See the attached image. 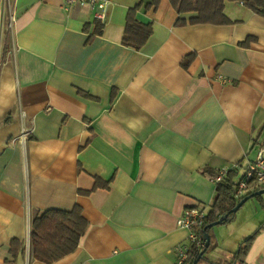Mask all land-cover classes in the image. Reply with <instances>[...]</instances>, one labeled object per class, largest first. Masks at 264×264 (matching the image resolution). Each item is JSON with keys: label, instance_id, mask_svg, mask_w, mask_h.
Instances as JSON below:
<instances>
[{"label": "crops", "instance_id": "crops-1", "mask_svg": "<svg viewBox=\"0 0 264 264\" xmlns=\"http://www.w3.org/2000/svg\"><path fill=\"white\" fill-rule=\"evenodd\" d=\"M244 1H224L229 23L191 24L169 0H111L103 25L89 6L0 0V264H177V218L207 212L211 176L264 149V15ZM132 8L152 29L139 50L121 43ZM76 204L75 250L32 258L33 216ZM260 214L223 229L231 245L212 229L198 264H264V229L233 259Z\"/></svg>", "mask_w": 264, "mask_h": 264}, {"label": "trees", "instance_id": "trees-1", "mask_svg": "<svg viewBox=\"0 0 264 264\" xmlns=\"http://www.w3.org/2000/svg\"><path fill=\"white\" fill-rule=\"evenodd\" d=\"M169 1L173 4V7L178 13L188 11L197 12L196 17L189 19L191 24H225L230 22L223 14L225 0ZM158 2L159 0H152L149 6L155 7ZM244 2L256 12L264 15V0H246ZM124 20L125 27L124 32H122L123 36L121 43L136 50L141 49L142 45L146 43L151 35V25L139 22L135 18V8L128 10L126 19ZM177 21V23L184 22L182 20ZM97 31H101L100 26H98ZM217 173L218 172L214 173L211 178L214 179L217 176ZM235 174H237L236 170L230 169L223 177L222 181L215 184L216 196L214 202L206 213L205 221L201 228V233H208L210 244L205 249H198L191 246L185 264H191L193 259L197 257L200 252H202L201 259L205 258L204 254L211 248V232L213 229V227H208V225L216 221H219L218 224L220 225L223 223H230L234 219V214L236 212L232 211L233 207L244 196L252 193L247 192L239 199L233 197ZM99 182L100 180L98 181V179H96L94 188L97 187V183ZM262 188H264V186L259 187V189ZM254 197L259 199L261 206L264 209V202L261 200V195H256ZM87 226V221L82 216L81 209L77 204L69 211L51 209L37 213L33 216L31 221L29 249L31 250V257L44 263H52L63 258L75 250L79 244L81 236L86 231ZM262 229H264V221L252 234L239 243L238 249L234 253V260H242L243 255L246 254L252 242L251 240H253ZM21 248L22 243L18 239H13L11 241L10 249L12 252L18 251ZM227 264H232V262Z\"/></svg>", "mask_w": 264, "mask_h": 264}, {"label": "built area", "instance_id": "built-area-1", "mask_svg": "<svg viewBox=\"0 0 264 264\" xmlns=\"http://www.w3.org/2000/svg\"><path fill=\"white\" fill-rule=\"evenodd\" d=\"M65 8L71 5L89 6L93 8V18L100 24H105L108 14V6H110L111 0H64ZM218 79L222 83H226L227 79L218 76ZM22 140L25 139V129H22ZM237 165H233L231 168L220 169L214 181L220 182L230 169H236ZM264 186V149L258 148L256 156L251 161L244 174L234 179V191L233 197L239 199L244 196L248 191H255L259 187ZM206 211L200 207H188L182 215L177 218L176 224L188 231L187 243L177 245L175 247L176 263L185 264L187 262L188 252L191 246L198 249H203L204 234L201 233V228L204 224Z\"/></svg>", "mask_w": 264, "mask_h": 264}, {"label": "rangeland", "instance_id": "rangeland-1", "mask_svg": "<svg viewBox=\"0 0 264 264\" xmlns=\"http://www.w3.org/2000/svg\"><path fill=\"white\" fill-rule=\"evenodd\" d=\"M236 177H238V176H236ZM262 196L264 197V194H262ZM261 196V197H262ZM262 199V198H261ZM247 202H245L236 212H235V217H234V219L230 222V223H235L234 224V226L235 225H237L238 224V222H236V219L238 218V219H242V218H244V219H246V221L245 222H247L248 220H250L251 218H252V220L253 221H260L261 220V209H263L262 208V206H261V202L259 201V200H257L256 198L255 199H253V198H251V199H249V200H246ZM259 201V202H258ZM253 203H256V206L258 207V211L256 212L255 211V209L253 208L252 210L250 209L251 208V205H253ZM262 220H263V218H262ZM235 221V222H234ZM239 221V220H238ZM244 221H243V223H244ZM261 222V221H260ZM260 224V223H259ZM258 224V225H259ZM229 225V223H223V224H218V225H215V226H213V229H221V231H219V233H220V235L221 236H223V234H224V236H226V239L223 241V242H225L226 244V246L227 245H231L230 243H231V241H232V239H231V236L230 235H228L225 231H223V229L226 227V226H228ZM233 225V224H232ZM246 225V226H245ZM257 225V226H258ZM238 228L240 227V225H238L237 226ZM246 227H248L249 229L250 228H252V225H249V224H243V227L241 228V229H243V230H245L246 229ZM254 230V229H253ZM251 234V233H250ZM228 235V236H227ZM209 252V251H208ZM225 253L223 250H221V253ZM206 256H207V254H206ZM199 264H202V262H200Z\"/></svg>", "mask_w": 264, "mask_h": 264}, {"label": "water", "instance_id": "water-1", "mask_svg": "<svg viewBox=\"0 0 264 264\" xmlns=\"http://www.w3.org/2000/svg\"><path fill=\"white\" fill-rule=\"evenodd\" d=\"M264 194V188L262 189H259L257 191H254L252 192L250 195H247V196H244L232 209L233 212L237 211L245 202L246 200L256 196V195H262ZM219 223V221H216V222H212L208 225V227H213L215 225H217ZM204 242H205V245H204V249L207 248L209 246V242H210V237L208 235V233H204ZM202 257V252H200L198 254L197 257H195L192 261L191 264H197L199 262V260L201 259Z\"/></svg>", "mask_w": 264, "mask_h": 264}]
</instances>
